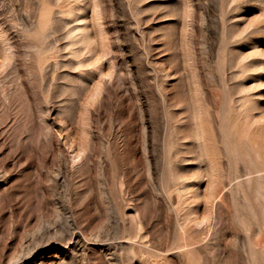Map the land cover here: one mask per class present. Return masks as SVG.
Masks as SVG:
<instances>
[{
    "label": "rangeland",
    "instance_id": "1",
    "mask_svg": "<svg viewBox=\"0 0 264 264\" xmlns=\"http://www.w3.org/2000/svg\"><path fill=\"white\" fill-rule=\"evenodd\" d=\"M0 264H264V0H0Z\"/></svg>",
    "mask_w": 264,
    "mask_h": 264
}]
</instances>
